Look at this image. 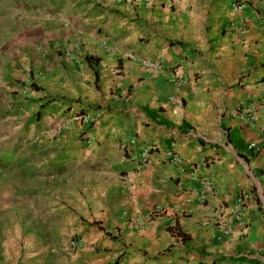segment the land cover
<instances>
[{"label":"crops","instance_id":"0c3cea01","mask_svg":"<svg viewBox=\"0 0 264 264\" xmlns=\"http://www.w3.org/2000/svg\"><path fill=\"white\" fill-rule=\"evenodd\" d=\"M26 1L84 11L57 39L63 53L35 61L39 90L29 91L37 105L40 94L53 99L35 119L43 145L34 184L68 217L61 233L79 235L69 259L264 264V149H248L264 145V0ZM233 1L245 7L230 10ZM248 104L255 119L240 120L235 111ZM63 181L81 193L75 225ZM4 247L0 264L46 262L30 252L9 262Z\"/></svg>","mask_w":264,"mask_h":264},{"label":"rangeland","instance_id":"374dc122","mask_svg":"<svg viewBox=\"0 0 264 264\" xmlns=\"http://www.w3.org/2000/svg\"><path fill=\"white\" fill-rule=\"evenodd\" d=\"M27 3L26 0H0V245L5 246L4 254L9 262L17 255L19 259L30 252L44 255V264H77L73 257L69 259L77 250L70 249V241L76 236L79 239V235L68 230L61 233V222L68 217L49 210L57 206L54 194L41 193L40 187L34 184L40 177L35 149L43 145L38 140L35 113L42 115V108L53 99L40 94L42 105H37L38 99L33 100L29 91L30 85H35L32 77L35 61L49 58L50 49L56 55L63 53L65 45L57 39L70 31L72 20L84 11L77 5L71 9L44 10L28 7ZM44 20H50L53 26L47 22L38 24ZM92 29L99 31L96 27ZM75 43L79 45L78 37ZM76 112L81 114L83 109ZM73 156L74 162L78 156ZM57 188L63 193L68 191L64 181ZM49 189L52 192L53 188ZM68 194L72 198L75 225L81 220L75 211L79 208L77 198L81 193L77 187ZM24 201L30 206L29 216L22 213ZM65 258L66 263L60 262Z\"/></svg>","mask_w":264,"mask_h":264},{"label":"built area","instance_id":"2783aa9c","mask_svg":"<svg viewBox=\"0 0 264 264\" xmlns=\"http://www.w3.org/2000/svg\"><path fill=\"white\" fill-rule=\"evenodd\" d=\"M134 1V4H138L140 2V0H133ZM245 7V3L243 1H233L232 3L229 4V8L230 10L232 11H239L241 9H243ZM63 26H67L65 23L63 24ZM105 41L102 42V46L105 45ZM141 64V66L145 67V68H148V69H151V70H155L159 67V65L155 64V63H151V62H146V61H140L139 62ZM253 104H248L244 107H240L238 108L239 110L238 111H235V116L238 117L240 120H254L255 119V114H254V108H253ZM87 141V138L85 140V142ZM134 141L133 139H131L129 141V144H132ZM125 146V145H124ZM248 149H254L255 151H260L261 149H264V145L262 146H256L255 144H250L248 145ZM147 158H148V149L147 148H142L139 152V157H138V160L140 163H146L147 162ZM174 161H178L177 159H174ZM237 203L239 205H241L242 203V199L239 198L237 200ZM235 209H238V207H235ZM162 212V209L160 206H156L154 208V210L151 212V215L152 216H155V215H158V214H161ZM236 219H239V217L237 216ZM139 225V222L137 220H133L131 222V227H137ZM221 230L223 232H227V227L225 225H222L221 226ZM78 243V239L76 237H73L70 241V246L72 248L76 247V244Z\"/></svg>","mask_w":264,"mask_h":264},{"label":"trees","instance_id":"16d2710c","mask_svg":"<svg viewBox=\"0 0 264 264\" xmlns=\"http://www.w3.org/2000/svg\"><path fill=\"white\" fill-rule=\"evenodd\" d=\"M30 86H31L30 88H31L32 90H39V87H37V86L34 85V84H31ZM38 117H39V112H36V113H35V119L37 120Z\"/></svg>","mask_w":264,"mask_h":264}]
</instances>
